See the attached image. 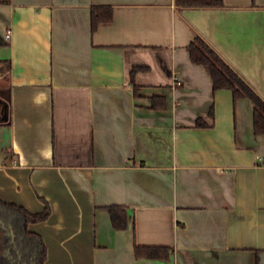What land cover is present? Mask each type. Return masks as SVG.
Returning <instances> with one entry per match:
<instances>
[{
  "label": "crops",
  "instance_id": "1",
  "mask_svg": "<svg viewBox=\"0 0 264 264\" xmlns=\"http://www.w3.org/2000/svg\"><path fill=\"white\" fill-rule=\"evenodd\" d=\"M220 1L0 0V200L48 204L28 225L45 264H264L253 103L213 90L187 51L201 37L264 99V0ZM93 6L112 7L94 31Z\"/></svg>",
  "mask_w": 264,
  "mask_h": 264
},
{
  "label": "trees",
  "instance_id": "2",
  "mask_svg": "<svg viewBox=\"0 0 264 264\" xmlns=\"http://www.w3.org/2000/svg\"><path fill=\"white\" fill-rule=\"evenodd\" d=\"M175 4L179 7H208L220 6L222 2L220 0H175ZM111 18L112 7L93 6L90 10L91 30L94 31L99 23L110 21ZM187 51L191 62L204 65L208 69L213 90L228 89L232 92L234 100L246 96L252 101L254 134H264V99L201 37L196 36L187 46ZM147 68V66L134 67L130 72L132 83L134 73ZM133 86L136 92L137 85ZM158 99L162 101L158 107H165L164 97H158ZM208 116L213 117L212 105L209 107ZM195 124L208 126L200 117L196 119ZM44 204L40 212L33 213L22 205L0 200V223L3 225L0 226V264H45L44 242L38 233L28 229L29 224L48 218L50 208L46 202ZM107 211L115 229L123 230L127 227V215L123 207L111 205L107 207ZM10 231L13 232L14 241ZM133 252L136 258L164 259L169 255L168 248L162 246L135 244Z\"/></svg>",
  "mask_w": 264,
  "mask_h": 264
},
{
  "label": "built area",
  "instance_id": "3",
  "mask_svg": "<svg viewBox=\"0 0 264 264\" xmlns=\"http://www.w3.org/2000/svg\"><path fill=\"white\" fill-rule=\"evenodd\" d=\"M10 34H11V31L9 29H7L6 32H5V37L9 38Z\"/></svg>",
  "mask_w": 264,
  "mask_h": 264
},
{
  "label": "water",
  "instance_id": "4",
  "mask_svg": "<svg viewBox=\"0 0 264 264\" xmlns=\"http://www.w3.org/2000/svg\"><path fill=\"white\" fill-rule=\"evenodd\" d=\"M0 226H3V225H1V223H0ZM2 228H3V227H2ZM10 235H11L12 238L14 237L12 231H10Z\"/></svg>",
  "mask_w": 264,
  "mask_h": 264
}]
</instances>
